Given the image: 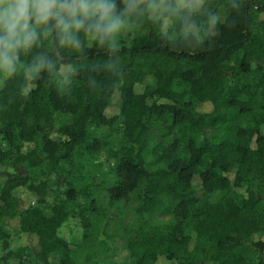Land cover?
Returning a JSON list of instances; mask_svg holds the SVG:
<instances>
[{
	"label": "trees",
	"instance_id": "1",
	"mask_svg": "<svg viewBox=\"0 0 264 264\" xmlns=\"http://www.w3.org/2000/svg\"><path fill=\"white\" fill-rule=\"evenodd\" d=\"M221 10L235 25L204 48L173 50L144 24L121 44L118 74L92 68L107 58L93 45L68 56V89L47 74L26 97L19 78L0 87V242L6 218L25 235L7 256L81 264L82 248L87 264L100 263L118 233L127 264H264V0ZM118 121L111 146L98 130ZM104 150L112 166L95 173ZM26 196L37 204L24 207ZM168 208L172 219H149ZM71 217L84 224L82 245L58 233Z\"/></svg>",
	"mask_w": 264,
	"mask_h": 264
},
{
	"label": "clouds",
	"instance_id": "2",
	"mask_svg": "<svg viewBox=\"0 0 264 264\" xmlns=\"http://www.w3.org/2000/svg\"><path fill=\"white\" fill-rule=\"evenodd\" d=\"M244 0L213 6L210 0H0V87L19 78L28 96L45 74L62 90L71 87L69 55L82 57L95 45L106 59L94 70L119 73L123 33L151 25L160 41L176 50L204 48L235 18ZM207 42V43H206Z\"/></svg>",
	"mask_w": 264,
	"mask_h": 264
},
{
	"label": "rangeland",
	"instance_id": "3",
	"mask_svg": "<svg viewBox=\"0 0 264 264\" xmlns=\"http://www.w3.org/2000/svg\"><path fill=\"white\" fill-rule=\"evenodd\" d=\"M137 33V27H134L133 29L123 33L121 36V44H130ZM146 81L152 82V78L148 77ZM117 103L118 94H116L113 99V104L115 105ZM57 119L58 121H62L67 118L63 116V112H60ZM98 132L102 134L105 133L107 138L111 142L110 145L116 146L123 133V123L122 121H118L112 126L102 127L98 130ZM150 134L152 140H156L159 137V130L155 125L152 127ZM107 154L108 153L105 150L100 153L99 159L96 162L101 163L100 167H92L95 173L100 171L108 172V169L112 166L113 160L108 158ZM3 179L4 176L0 175V183L3 181ZM197 194L198 196H203L204 189L202 187H198ZM23 203V206L25 207L29 204L35 205L37 204V201L29 199V197L26 196ZM135 207L136 203H132L131 207H129L125 216V223L132 224L136 221ZM172 217V213L168 208L156 213L155 215L149 216V219L155 221H165L172 219ZM4 224L8 232L10 233V237L7 247H5L3 242H0V264H20V261L18 259L7 256L9 250L25 243V235L20 231L18 217L6 218ZM84 229V224L79 217H71L62 225L58 233L62 238L66 239L74 246H79L82 245L83 242ZM255 239H258V236H255ZM111 240L112 241L108 242L105 247L100 248V253L102 254V262L92 264H102L103 262H111L112 264H127L129 259L126 242L119 236L118 233H113L111 236ZM80 249L81 250L77 254V259L81 264H87L84 260V251L82 248ZM59 257L60 255L58 253L53 254L51 256V262L53 264H57ZM160 264L168 263L161 261Z\"/></svg>",
	"mask_w": 264,
	"mask_h": 264
}]
</instances>
